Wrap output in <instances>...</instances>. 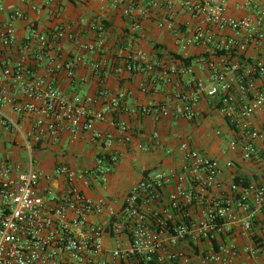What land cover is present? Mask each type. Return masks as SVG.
Returning <instances> with one entry per match:
<instances>
[{"label": "built area", "instance_id": "2783aa9c", "mask_svg": "<svg viewBox=\"0 0 264 264\" xmlns=\"http://www.w3.org/2000/svg\"><path fill=\"white\" fill-rule=\"evenodd\" d=\"M18 1L25 4L28 0ZM112 1L131 21L134 32L140 30V20L152 12L179 4L194 22L190 34L177 38L181 51L209 47L213 53L223 54L219 57L228 67L224 71L210 64L207 85L197 81L191 92L177 94L164 105L140 107L138 115L193 121L199 99L205 95L233 128L228 150L239 153L243 161H252L257 143L264 141V131L251 122L256 115H264V89L256 85V80L264 77V64H250L238 57L251 41L264 42V7L244 0V7L252 14L235 18L227 14L226 0ZM31 10L39 12L34 5ZM23 19L20 11L8 13L0 30V47L18 45L14 22ZM157 27L174 30L170 16ZM95 29V41L81 43L80 30L70 25H57L47 33L30 28L18 49L31 57L32 64L22 59L1 72L0 135L19 131L17 123L2 113L5 106L18 117L36 116L32 127L35 141L44 136L57 141L62 133L90 131L94 122L105 121L125 101L123 91L109 95L103 89L96 95L66 98L51 81L36 75V68L47 61L54 75L72 81L84 53H101L105 47L103 26ZM63 41L78 45L80 53L61 57L58 51ZM232 59L234 62L228 65ZM88 67L94 72L101 69L97 62H89ZM124 71L147 73L161 82L175 74L174 68L162 62L149 64L140 52L128 57L115 72ZM100 100L107 104L92 112L91 107ZM114 126L121 132L127 130L125 123L115 122ZM94 139L106 147L113 143L110 134L96 133ZM180 149L184 166L176 175L173 190L166 193L167 175L147 172L128 190L118 211L106 209L103 200L91 201L76 185V180L88 182L93 175L105 181L117 162L114 154L98 155L94 171L79 174L64 165L55 167L51 175L32 167L24 173L0 161V264H244L239 259L241 251L252 264H264V238H257L253 232L254 217L259 214L264 218V184L244 187L232 180L227 191L211 197V192L221 187L223 167L187 143ZM231 166V162L224 165ZM57 177L63 179L57 193L42 188L43 181ZM103 216L102 223L94 222ZM236 228L248 237V246L240 249L232 241ZM105 238L112 241L111 249L105 248Z\"/></svg>", "mask_w": 264, "mask_h": 264}, {"label": "crops", "instance_id": "0c3cea01", "mask_svg": "<svg viewBox=\"0 0 264 264\" xmlns=\"http://www.w3.org/2000/svg\"><path fill=\"white\" fill-rule=\"evenodd\" d=\"M260 7H264V0H253ZM31 5L39 8L35 13ZM20 11L24 19L14 22V29L18 45L29 33L30 28L39 32H51L57 25H70L80 30V42L92 43L96 39L95 27L101 24L104 28L105 47L101 53H84L83 63L76 68L75 78L72 81L52 73L50 65L45 61L36 68V75L44 80L51 81L53 85L66 98L79 95H96L100 89L109 95L118 91L126 93L125 101L107 115L105 121L94 122L90 131L80 132L76 135L62 133L57 141H51L44 136L35 141L32 134L34 115L16 116L8 106L2 108V113L13 119L18 126V133H5L0 135V161L7 165H14L26 172L29 167L51 175L58 166H67L74 173L92 172L95 169L96 157L100 154L117 157V162L106 180L94 176L88 182L76 180V185L81 192L91 201L103 200L106 209L118 211L128 190L136 184L144 173L162 172L169 178L166 193L175 187L176 175L182 172L184 166L183 153L180 149L182 143H187L190 148L205 153L208 157L216 159L223 167L221 187L213 190L211 197L228 190L230 182L236 178H243L248 183L264 184V141L257 143V155L252 161H243L239 153L228 150V144L234 136L233 128L221 117L216 110V103L205 95L199 99L196 108V119L187 121L170 117L139 116L136 112L140 107H156L169 103L177 94L191 92L195 82L200 81L207 85L209 80V65L227 71L225 60L209 47H188L181 51L177 38L190 34L194 27L193 19L180 10L174 3L169 9L152 12L145 20H140V30L134 32L131 21L121 14V7L116 8L112 0H28L25 4L18 0H0V30L7 21L8 13ZM226 12L231 17L241 18L252 13L244 7V0H226ZM167 16L173 23L174 30L158 28L157 23L164 21ZM16 47H0V77L1 72L8 66H13L20 60L32 64L31 57L24 55ZM140 52L149 64L162 62L167 67L174 68L175 74L167 76V81L155 79L147 73L129 74L116 73L126 63L128 57ZM80 53L78 45L63 41L58 54L61 57H70ZM203 54H209L203 58ZM174 55L182 58L202 57L195 59L188 72L182 73L183 65L173 58ZM250 64H264V42L251 41L246 51L240 55ZM235 59L227 61L232 64ZM89 62L100 63L101 69L94 72L88 67ZM256 85L264 89V77L256 80ZM1 86V82H0ZM107 103L100 100L91 110L98 112ZM115 122L125 123L127 130L119 131ZM253 127L264 131V115H256L251 120ZM100 133L113 136L111 147H106L101 141L94 139ZM226 143V146H223ZM26 152L27 159H21L20 153ZM213 152L212 154H210ZM138 158L153 165L152 168L143 169L132 183L115 195H105L108 186L115 182V173L122 159ZM231 162L232 166L224 165ZM190 175L187 173L186 178ZM42 188L57 193L63 186L61 177L50 181H43ZM1 206V201H0ZM105 216L94 219L95 223H102ZM240 218H244L240 214ZM253 232L257 238H264V218L257 214L254 217ZM241 249L248 246L250 240L236 228L231 238ZM106 249L112 248V241L105 238ZM240 262L252 264V260L240 252Z\"/></svg>", "mask_w": 264, "mask_h": 264}, {"label": "rangeland", "instance_id": "374dc122", "mask_svg": "<svg viewBox=\"0 0 264 264\" xmlns=\"http://www.w3.org/2000/svg\"><path fill=\"white\" fill-rule=\"evenodd\" d=\"M223 146H226V143ZM212 153L213 152H211L210 154ZM20 158L27 159L26 152L20 153ZM153 165H149V163H145L138 158L122 159L119 168H117V171L114 175L115 182L111 183L108 186V192H104V194L111 196L115 195L116 192L122 190V188H125L127 185L136 180L143 169L149 167L152 168Z\"/></svg>", "mask_w": 264, "mask_h": 264}, {"label": "trees", "instance_id": "16d2710c", "mask_svg": "<svg viewBox=\"0 0 264 264\" xmlns=\"http://www.w3.org/2000/svg\"><path fill=\"white\" fill-rule=\"evenodd\" d=\"M215 55H216V56H220V55H223V54H222V53H217V54H215ZM208 56H209V54H203V55H202L203 58H207ZM202 57H199V56H198V57H187V58H182V57L177 56V55H174V56H173V58H174L175 60L179 61V62L183 65V67H185V68H188L189 66H191L192 62H193L195 59H200V58H202ZM230 58H232V57H230ZM238 59H239V61H244L243 56H239ZM248 63H249V62H248ZM253 78H254V79H257L258 77H257V75H255ZM98 157H99V156H98ZM144 174H146V173H144ZM233 182L236 183V184H241V185L244 186V187H246V186L249 184L247 180H245V179H243V178H239V177L234 178V179H233ZM253 238H254V237H253Z\"/></svg>", "mask_w": 264, "mask_h": 264}]
</instances>
